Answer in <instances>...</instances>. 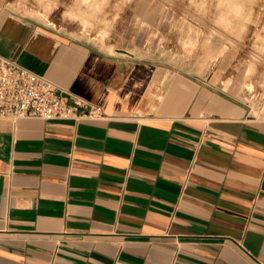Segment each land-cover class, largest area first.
I'll list each match as a JSON object with an SVG mask.
<instances>
[{"label": "crops", "instance_id": "obj_1", "mask_svg": "<svg viewBox=\"0 0 264 264\" xmlns=\"http://www.w3.org/2000/svg\"><path fill=\"white\" fill-rule=\"evenodd\" d=\"M36 6L0 0V54L106 116L0 117V264H264V120L222 58L103 50Z\"/></svg>", "mask_w": 264, "mask_h": 264}, {"label": "rangeland", "instance_id": "obj_2", "mask_svg": "<svg viewBox=\"0 0 264 264\" xmlns=\"http://www.w3.org/2000/svg\"><path fill=\"white\" fill-rule=\"evenodd\" d=\"M32 1L41 19L103 50L141 51L196 72L222 58L211 69L222 87L250 118L264 120V0ZM141 4L147 11L139 12Z\"/></svg>", "mask_w": 264, "mask_h": 264}, {"label": "built area", "instance_id": "obj_3", "mask_svg": "<svg viewBox=\"0 0 264 264\" xmlns=\"http://www.w3.org/2000/svg\"><path fill=\"white\" fill-rule=\"evenodd\" d=\"M105 111L47 77L0 54V117L102 118Z\"/></svg>", "mask_w": 264, "mask_h": 264}]
</instances>
